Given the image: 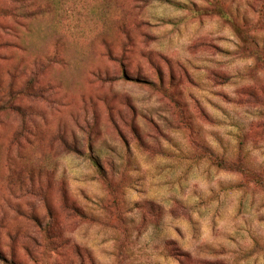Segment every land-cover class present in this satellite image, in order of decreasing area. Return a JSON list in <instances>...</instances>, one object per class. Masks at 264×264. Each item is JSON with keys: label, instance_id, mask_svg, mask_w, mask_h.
<instances>
[{"label": "rangeland", "instance_id": "obj_1", "mask_svg": "<svg viewBox=\"0 0 264 264\" xmlns=\"http://www.w3.org/2000/svg\"><path fill=\"white\" fill-rule=\"evenodd\" d=\"M26 5L0 0V264H264V0Z\"/></svg>", "mask_w": 264, "mask_h": 264}, {"label": "trees", "instance_id": "obj_2", "mask_svg": "<svg viewBox=\"0 0 264 264\" xmlns=\"http://www.w3.org/2000/svg\"><path fill=\"white\" fill-rule=\"evenodd\" d=\"M19 7L17 9L26 8L27 0H17ZM2 260V259H1ZM5 264H14L12 261H4Z\"/></svg>", "mask_w": 264, "mask_h": 264}]
</instances>
